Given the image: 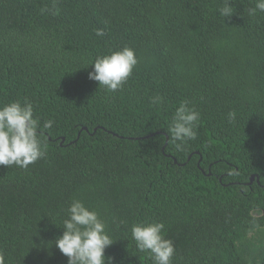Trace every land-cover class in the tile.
<instances>
[{
	"label": "trees",
	"instance_id": "1",
	"mask_svg": "<svg viewBox=\"0 0 264 264\" xmlns=\"http://www.w3.org/2000/svg\"><path fill=\"white\" fill-rule=\"evenodd\" d=\"M254 7L0 0V107L31 103L45 147L27 169L0 166L4 264H68L55 240L74 199L105 222L112 264H153L131 234L152 222L174 243L172 264H264V12ZM124 47L138 63L121 89L89 79L97 57ZM185 101L200 118L177 149L169 129Z\"/></svg>",
	"mask_w": 264,
	"mask_h": 264
},
{
	"label": "clouds",
	"instance_id": "2",
	"mask_svg": "<svg viewBox=\"0 0 264 264\" xmlns=\"http://www.w3.org/2000/svg\"><path fill=\"white\" fill-rule=\"evenodd\" d=\"M250 15L264 12V0H255V7L248 10ZM220 14L229 18L233 14L231 3L220 9ZM103 36L102 29L96 31ZM138 63L135 51L124 47L108 55L100 56L91 63L93 71L89 79L99 82L108 91L121 89L131 76ZM163 102L160 96L153 97L151 103ZM236 114L229 112V120H235ZM200 113L188 102H182L176 109L169 129L171 141L177 149L184 142L196 138L197 121ZM52 121H46L44 128H50ZM39 122L34 118V108L29 102H10L0 107V166H17L27 169L45 155V147L38 132ZM68 216L63 220V233L55 240L56 247L68 258V264H112L111 257H105V249L113 244L106 231V224L99 213L86 207L80 200L74 199L67 209ZM164 224L159 222L134 224L131 228L132 239L139 252H148L153 264H172L175 246L172 240L163 235ZM0 264L4 257L0 254Z\"/></svg>",
	"mask_w": 264,
	"mask_h": 264
},
{
	"label": "water",
	"instance_id": "3",
	"mask_svg": "<svg viewBox=\"0 0 264 264\" xmlns=\"http://www.w3.org/2000/svg\"><path fill=\"white\" fill-rule=\"evenodd\" d=\"M175 161H177V160H175ZM254 179H255V176L252 175V177H251V181H250L249 183L252 184V183L254 182ZM257 180L259 181V177L257 178Z\"/></svg>",
	"mask_w": 264,
	"mask_h": 264
}]
</instances>
